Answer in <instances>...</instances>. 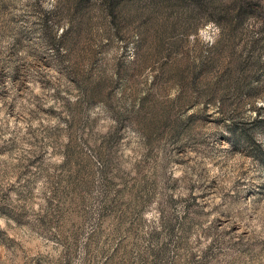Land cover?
<instances>
[{"label":"rangeland","instance_id":"obj_1","mask_svg":"<svg viewBox=\"0 0 264 264\" xmlns=\"http://www.w3.org/2000/svg\"><path fill=\"white\" fill-rule=\"evenodd\" d=\"M0 264H264V0H0Z\"/></svg>","mask_w":264,"mask_h":264},{"label":"clouds","instance_id":"obj_2","mask_svg":"<svg viewBox=\"0 0 264 264\" xmlns=\"http://www.w3.org/2000/svg\"><path fill=\"white\" fill-rule=\"evenodd\" d=\"M213 27H214V25H209V26H208L209 29H211V28H213ZM201 36H202V38H203L206 42H211V41H212V38H211V36H209V35L207 34V31L202 32V33H201Z\"/></svg>","mask_w":264,"mask_h":264}]
</instances>
